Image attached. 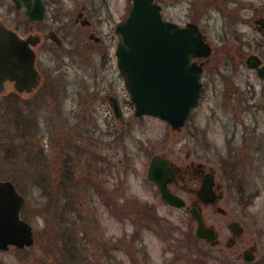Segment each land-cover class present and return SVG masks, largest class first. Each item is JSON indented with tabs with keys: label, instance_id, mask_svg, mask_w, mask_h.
<instances>
[{
	"label": "rangeland",
	"instance_id": "374dc122",
	"mask_svg": "<svg viewBox=\"0 0 264 264\" xmlns=\"http://www.w3.org/2000/svg\"><path fill=\"white\" fill-rule=\"evenodd\" d=\"M156 1L164 17L177 23L207 11L201 0L194 16L189 0ZM70 2L65 7L68 21L73 19ZM106 2L102 16L109 10V19L102 23L101 17L93 16L102 43L90 40L79 25L71 27L73 37L68 36L64 47L47 48L44 42V84H57V94L49 91L44 100L30 99L27 115L12 117L8 127L3 121L11 101L0 100V179L11 180L24 196L34 237L31 246L0 251V264H226L223 245L212 248L195 239L189 214L164 204L146 178L151 155H183L194 141L213 163L230 151L241 156L240 168L245 167L248 175L238 176L237 187L226 193L223 206L230 218L244 225L246 244L256 241L257 253L264 257V89L245 63L256 50L264 57V38L223 36L221 21H209L210 27L204 29L212 45L208 57L212 67L204 75L206 88L188 127L176 131L157 117L134 115L114 57L108 63L101 57L105 48L115 45L113 26L127 6V0ZM109 94L119 99L123 122L114 116ZM23 105L12 102L13 109ZM243 106L247 110L240 113ZM34 116L32 127L19 131L15 124ZM190 127L196 136L186 146L182 141ZM94 156H107L111 163L109 181H97L113 191L108 208L99 204L92 188ZM244 158L248 160L243 162ZM67 164L74 167V182L63 188L59 178ZM43 177L44 189L35 183ZM208 217L227 232L226 217Z\"/></svg>",
	"mask_w": 264,
	"mask_h": 264
},
{
	"label": "flooded vegetation",
	"instance_id": "af4514ba",
	"mask_svg": "<svg viewBox=\"0 0 264 264\" xmlns=\"http://www.w3.org/2000/svg\"><path fill=\"white\" fill-rule=\"evenodd\" d=\"M68 1L70 2L71 0H39V5L36 2H32L30 3V7L40 6L41 11L40 17L31 19L27 14L28 8L23 4L18 5L15 0H0V35L4 33L13 34L20 40L23 47L25 46L32 51L34 55L33 65L39 75V79L35 85L32 83V75H24L25 73L23 70L16 72L18 78L10 79L9 77H4V79L1 80L0 100L11 102L19 101L24 103L23 108H12L13 111H16L14 113H17L15 115L14 113L12 114L11 117L13 118L20 116V114H23V116L27 115L26 107L28 101L33 99V97L44 100V92L50 91L51 95L57 94V84H50L49 82L44 84V42L46 43L47 48L64 47V43L67 42L68 36L73 37V35H70L71 27L79 25L90 40L92 39L94 43H102V38L97 34V23L93 20V16L95 14V16L101 17L99 21L102 23L104 20L106 21L109 19V16L111 15L109 10H107L105 16H102L103 6L108 7L106 0H93L92 2H87L86 0H72L69 3V9L71 10L73 19L69 21L65 16L68 15V9L65 8ZM197 1L199 0H189L191 16L198 14V12L195 11L198 10L196 6ZM201 7L205 8L207 11L200 12L199 10L197 17H193L187 22L180 24H195L203 37V41L210 46L211 50L212 45L207 39V32L204 28L210 27L209 21L212 19L217 22L221 21L220 26L222 29H220V31L223 32V36L259 35L264 38V0H201ZM208 10L213 12L209 13ZM198 19H201L200 23L198 22ZM115 25L113 26V32ZM81 34L83 35L82 31ZM112 36L115 41H117L115 32ZM82 42V40H78L79 44H82ZM107 45L109 47L110 42ZM114 47L115 45H113V48L110 50L105 48L103 53L101 51V57L106 59V63H108L113 57L115 59ZM254 52H251L250 55L253 54L258 56L263 63L264 57H261L258 53ZM247 56H249V54ZM247 56L245 57V60ZM208 57L209 56H198L194 58L195 63L201 68L202 91L198 104L187 116L184 124L181 127L176 128V131L188 127L191 114L199 106L202 100L206 88L204 75L208 72V67H212ZM252 70L255 72L254 69ZM0 76L2 75L0 74ZM260 81L262 82L264 89V81L261 79ZM108 100L114 116L123 122L119 99L115 95L109 94ZM225 107H227V105ZM246 110L247 109L243 106V110L240 111V113ZM10 111L12 112V110ZM233 115H236V113ZM30 120L31 119L24 117L21 121H24V125L25 123L30 122ZM251 120L253 122L252 131L255 133L257 127L255 113L251 116ZM27 127L29 126L27 125ZM27 127L24 128L26 129ZM95 127L97 126H93V128ZM190 128L191 130H189ZM190 128L188 129V136H185L186 138L182 141L186 146L189 144L188 140L190 139L191 142H193L196 136L195 128ZM109 131H111V129H109ZM197 145L200 144H196L195 141L191 143L190 146L186 147L187 149L183 152V155L178 154L175 156H167L164 152L157 153L166 159L167 165L171 171V179L166 183L167 190L180 197L183 205L176 206L169 204L161 198L157 184L147 178L148 181L156 189L157 196L164 204L170 208L184 210L189 214L188 216L191 224L194 226L192 233L195 239L202 241L205 245L212 248L223 245L224 250L226 251L223 253L224 263L264 264V257L259 256L257 253V242L253 241L252 244H246L244 237L246 229L244 225L238 219L230 218L227 214L226 208L223 206L226 193L237 187L236 184L238 180L236 179L238 176L242 175L243 177H247L248 175L245 167L240 168L242 162L241 156H235V153L230 151L229 155L226 158H223L221 162L213 163L210 160L207 151L197 147ZM93 159L95 160V163L93 164V172L91 176L94 179V182H92V188L95 192L94 194L99 204L107 208L111 207L113 202L108 195L111 196L113 191L110 190L111 188L104 189L101 184L97 183L100 179H104L105 183L109 181L111 163L108 162L107 156H103L102 158L94 156ZM247 160V158H244L243 162ZM100 161H103V163L100 164ZM103 174L105 177L100 178L99 176ZM151 207L152 209L150 210H155L153 206ZM190 210H194L200 215L205 226H210L215 230L216 238L213 244L206 239L199 238L195 235L197 221L193 218ZM209 214L221 218L226 217L225 226L227 232L224 231L223 233L218 228L220 226L217 221L209 220ZM124 218L128 219V215L125 214ZM155 219L154 216V221L156 222L157 220ZM131 222L134 224L136 223V221ZM183 263L190 264L187 261H184L181 264Z\"/></svg>",
	"mask_w": 264,
	"mask_h": 264
},
{
	"label": "water",
	"instance_id": "95a60500",
	"mask_svg": "<svg viewBox=\"0 0 264 264\" xmlns=\"http://www.w3.org/2000/svg\"><path fill=\"white\" fill-rule=\"evenodd\" d=\"M15 1L28 8L31 19L40 17V6L30 7L32 2L39 5V0ZM114 31L117 36L116 63L134 114L157 117L172 128L182 126L197 105L202 90L201 68L194 58L208 56L211 52L198 27L164 18L160 4L154 0H129ZM33 61L32 51L23 47L13 34L0 35V82L4 77L18 78L16 72L23 70L24 75H32L35 85L39 75ZM246 63L264 81V62L251 54ZM146 175L157 184L162 199L171 205H183L180 197L167 190L171 171L162 155L151 157ZM24 204V196L13 182L0 179V251L11 245L23 248L33 244L32 226L21 216ZM190 212L197 221L195 235L213 244L215 230L205 226L196 211Z\"/></svg>",
	"mask_w": 264,
	"mask_h": 264
},
{
	"label": "trees",
	"instance_id": "16d2710c",
	"mask_svg": "<svg viewBox=\"0 0 264 264\" xmlns=\"http://www.w3.org/2000/svg\"><path fill=\"white\" fill-rule=\"evenodd\" d=\"M7 108H9L10 110H13L12 108H13V106H12V102H9V104H7V106H6ZM10 110H8V113L5 115V120L3 121V123H4V126H6V127H8V123L7 122H11L12 123V120H11V116H12V112L10 111ZM17 119H18V116H17ZM33 119H34V122H36V117L34 116V118H31V120H30V122H27V123H25L24 125H23V122L24 121H21V119H20V122L18 123H16L15 125L17 126V127H19L18 129H19V131H21L22 129L24 130L25 128L24 127H27V125L28 126H30V127H32V125H33ZM15 120V119H14ZM22 125V126H21ZM34 128H36L35 126H34ZM6 130V129H5ZM34 157H37V156H35L34 155ZM39 160H37V162H38ZM68 165V167L66 166V168H63V171H62V173H61V176H60V178H59V181H62L61 182V185H64L65 187H63V188H66V186H69L70 184L69 183H72V182H74L73 180V178H72V174H73V172H74V167H72L71 168V165H69V164H67ZM45 176V175H44ZM44 180H46L44 177L43 178H39L37 181H35V183H36V185H40L41 187H42V189H44ZM72 180V181H71ZM69 181H71V182H69ZM73 184V183H72ZM62 188V189H63ZM27 207H28V205L26 204L25 206H24V208H23V211H22V216L26 219V220H28L27 219ZM65 207H67V204L65 205ZM64 207V212H68V210L66 209Z\"/></svg>",
	"mask_w": 264,
	"mask_h": 264
}]
</instances>
